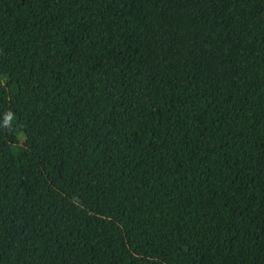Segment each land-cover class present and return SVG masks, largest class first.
I'll return each mask as SVG.
<instances>
[{"label":"trees","instance_id":"trees-1","mask_svg":"<svg viewBox=\"0 0 264 264\" xmlns=\"http://www.w3.org/2000/svg\"><path fill=\"white\" fill-rule=\"evenodd\" d=\"M0 264H264V0H0Z\"/></svg>","mask_w":264,"mask_h":264},{"label":"rangeland","instance_id":"rangeland-1","mask_svg":"<svg viewBox=\"0 0 264 264\" xmlns=\"http://www.w3.org/2000/svg\"><path fill=\"white\" fill-rule=\"evenodd\" d=\"M15 120V117H12V121H14Z\"/></svg>","mask_w":264,"mask_h":264}]
</instances>
